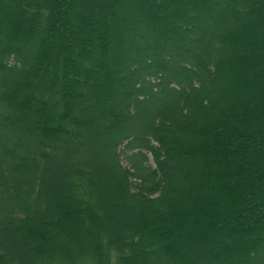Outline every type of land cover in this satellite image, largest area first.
I'll return each mask as SVG.
<instances>
[{
	"label": "trees",
	"instance_id": "16d2710c",
	"mask_svg": "<svg viewBox=\"0 0 264 264\" xmlns=\"http://www.w3.org/2000/svg\"><path fill=\"white\" fill-rule=\"evenodd\" d=\"M0 264H264V0H0Z\"/></svg>",
	"mask_w": 264,
	"mask_h": 264
},
{
	"label": "rangeland",
	"instance_id": "374dc122",
	"mask_svg": "<svg viewBox=\"0 0 264 264\" xmlns=\"http://www.w3.org/2000/svg\"><path fill=\"white\" fill-rule=\"evenodd\" d=\"M246 25H247V26H246L247 28H250V27L254 26V24H252V23H247ZM216 27L220 28L218 25H217ZM228 27H229V28H232L233 25L229 24ZM254 27H255V26H254ZM67 31L70 32V29H68ZM69 32H68L67 34H69ZM184 144H185V147H187V145H188V146H189V145H196V141L193 140V139H188V140H186V141L184 142Z\"/></svg>",
	"mask_w": 264,
	"mask_h": 264
}]
</instances>
